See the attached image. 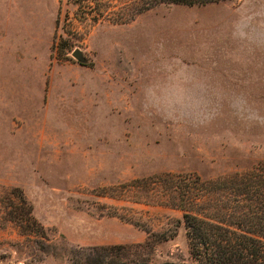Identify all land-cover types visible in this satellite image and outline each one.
<instances>
[{
	"label": "rangeland",
	"instance_id": "1",
	"mask_svg": "<svg viewBox=\"0 0 264 264\" xmlns=\"http://www.w3.org/2000/svg\"><path fill=\"white\" fill-rule=\"evenodd\" d=\"M96 1L85 10L107 17L93 22L70 0H0V264H68L147 228L175 235L139 249L146 264H195L182 211L126 185L196 174L212 215L249 203L236 193L264 166V0ZM134 2L149 9L116 22ZM15 188L49 240L4 219Z\"/></svg>",
	"mask_w": 264,
	"mask_h": 264
},
{
	"label": "trees",
	"instance_id": "2",
	"mask_svg": "<svg viewBox=\"0 0 264 264\" xmlns=\"http://www.w3.org/2000/svg\"><path fill=\"white\" fill-rule=\"evenodd\" d=\"M70 1L77 6V11L83 14V18L88 15L91 21L97 22L107 17L101 9L95 13L93 10H85L91 8V0ZM217 1L220 0H168L169 3L188 6ZM96 2L110 4L108 0ZM134 4L135 7L127 16L116 14V22L123 23L126 17H133L149 9L148 6H138L137 2ZM238 178L241 181V191L236 194L243 195L244 200L249 203L243 204L242 210L237 211L236 219L230 221L225 216L219 217L209 212L206 200L211 181L201 180L196 174L168 172L135 179L126 186L134 194V202L182 211L179 221L186 230L189 254L195 264H264V166ZM119 196L121 195L115 193L113 197ZM3 206L4 219L13 223L21 235L49 240L22 191L12 189L4 197ZM145 231L148 236L144 243L73 248L66 255L68 264H146L147 260H142L139 249L152 248L175 233L170 229L162 233L154 232L150 228Z\"/></svg>",
	"mask_w": 264,
	"mask_h": 264
},
{
	"label": "water",
	"instance_id": "3",
	"mask_svg": "<svg viewBox=\"0 0 264 264\" xmlns=\"http://www.w3.org/2000/svg\"><path fill=\"white\" fill-rule=\"evenodd\" d=\"M72 56L75 57L76 59L78 60H82V53L79 49H75L73 52H72Z\"/></svg>",
	"mask_w": 264,
	"mask_h": 264
}]
</instances>
